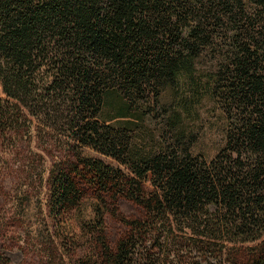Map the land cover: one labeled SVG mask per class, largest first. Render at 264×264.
Wrapping results in <instances>:
<instances>
[{
    "label": "trees",
    "instance_id": "obj_1",
    "mask_svg": "<svg viewBox=\"0 0 264 264\" xmlns=\"http://www.w3.org/2000/svg\"><path fill=\"white\" fill-rule=\"evenodd\" d=\"M0 83V142L52 123L120 165L51 173L74 264H264V0H0ZM207 108L225 123L212 156Z\"/></svg>",
    "mask_w": 264,
    "mask_h": 264
},
{
    "label": "rangeland",
    "instance_id": "obj_2",
    "mask_svg": "<svg viewBox=\"0 0 264 264\" xmlns=\"http://www.w3.org/2000/svg\"><path fill=\"white\" fill-rule=\"evenodd\" d=\"M1 98H5V95L0 83ZM210 110L212 108L202 112V143L199 149L210 151L212 156L215 147L211 144L221 140L218 133L223 130L225 123L218 116L207 114ZM154 122L158 124L160 120L155 118ZM50 126L53 124H42L39 127L26 123L20 136L0 142V254L8 264H74L67 252L62 254V251L56 250L59 242L57 238L70 236L68 229L76 224V215L72 213L59 222L50 215L51 173L58 167L77 163L79 157L98 159L105 164L120 167L113 158L70 140L59 126L58 130L48 135ZM118 206L121 213L128 218L144 217L142 209L130 201L121 200ZM91 215L90 210L84 212L86 218ZM107 224L110 238L116 243L126 229L112 217H109ZM51 233L56 241L55 247L50 238ZM254 245L256 244H248L245 247ZM137 249V254H140L141 246ZM236 254V249L229 251V260ZM78 255L84 254L79 252ZM87 255H90L88 250L85 257ZM155 257L163 259L164 256L157 253ZM180 259L185 264L186 258ZM197 261L193 260L194 263Z\"/></svg>",
    "mask_w": 264,
    "mask_h": 264
}]
</instances>
